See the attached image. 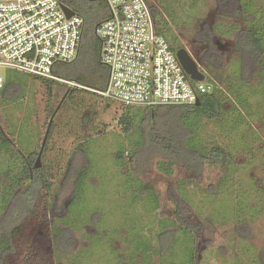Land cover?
Segmentation results:
<instances>
[{"label":"rangeland","instance_id":"rangeland-1","mask_svg":"<svg viewBox=\"0 0 264 264\" xmlns=\"http://www.w3.org/2000/svg\"><path fill=\"white\" fill-rule=\"evenodd\" d=\"M150 1L159 4V0ZM252 1L255 20L264 25V0ZM201 6L202 12H190L188 18L178 11L176 33L182 47L195 57L194 51L202 46L192 43L194 33L205 21L215 30L225 64L220 70L200 69H206L225 91L224 112L215 121L200 122L191 116L186 124H192V117L194 123H202L200 140L205 149L215 143L226 146L229 166L206 165L200 179L179 163L170 166L171 172L165 171L160 164L166 158L149 154L140 160L126 159V165L119 166L116 153L121 143L130 150L128 139L140 137L132 133L127 138L115 118L125 105L113 101L106 108L105 99L87 95L84 100L76 94L51 116L54 97L44 83L31 79L22 97L3 101L0 96V127L12 141L10 175L18 178L25 173V157L40 148L52 120L55 132L46 160L52 165L54 184L44 193L36 213L22 223L17 252L6 257L1 253L0 264H192V244L195 264H264V60L260 66L248 67V80L243 79L244 63L230 29L245 27V18L221 16L215 0H205ZM259 29L264 41V26ZM0 72L7 75L11 71L1 67ZM14 75L23 76L20 72ZM237 90L246 96V109L238 103ZM83 114L93 121L84 122ZM81 141L90 167L85 180L75 186L74 199L76 169L67 173V166ZM83 158L78 153L75 168L83 166ZM5 167L0 165V192L13 186L10 178L1 175L9 166ZM137 182L147 185V201L157 197L155 208L135 198L132 187ZM217 186L218 191L214 190ZM56 199L58 212L51 214ZM179 199L187 205L183 213L177 208ZM240 217L247 218L249 226L239 230ZM180 227H187L188 235ZM64 228L73 231L74 246L69 253L59 250L54 241V229ZM166 230L171 239L167 241L166 236L162 247L156 233ZM4 244L5 240L0 242V250ZM135 249L141 258L132 256Z\"/></svg>","mask_w":264,"mask_h":264},{"label":"trees","instance_id":"trees-1","mask_svg":"<svg viewBox=\"0 0 264 264\" xmlns=\"http://www.w3.org/2000/svg\"><path fill=\"white\" fill-rule=\"evenodd\" d=\"M60 1L84 19L82 39L77 57L72 61L57 62L53 67L54 78L36 77L23 72H20L23 76H16L14 72L19 71L9 69L11 72L5 75V82L0 89V96L3 101L22 97L25 93L26 84H28L27 81L35 79L44 83L49 90V96L54 97V103L50 107L51 116L59 108L63 109L66 104L73 101L76 94L84 100L87 95L98 96L102 101L105 99L106 105L104 107H106L112 104L113 101L104 97L100 92L106 88L110 70L101 61V39L96 34V28L102 21L111 16L108 4L104 0ZM203 3H205V0H159V4L158 2L152 3L157 30L166 37L174 51L182 47L180 35L176 33L178 11L180 10L181 17L188 18L191 16L190 12H202L201 4ZM215 8L223 17L235 20L245 18L246 20L245 27H232L230 30L236 35V48L239 51L240 60L244 63L243 79L248 80V77H246V73L249 72L248 67L255 68L260 66L261 59L264 60V41L262 36H260L259 29L264 25L258 24L255 20V13L252 11V0H215ZM192 43L202 46L199 52L197 50L194 51L201 69L204 66L218 70L223 69L225 59L222 50H220L217 34L209 22L205 21L202 23L201 27L194 33ZM261 67L262 72L264 63ZM202 71L206 74V82L212 84V88L201 94L198 102L190 105H159L156 107L124 106L121 113L119 115L118 113L116 114L115 118L122 126L127 138L132 133H139L141 137L135 136L132 139H128L129 145H132L130 150L124 149L126 145L123 142L121 143V147L118 148L119 150L116 153L117 165L124 166L126 165V159L140 160V158L149 154L150 157L166 158L167 161H162L160 164L161 169L171 172L170 166L179 163L187 171L195 173L197 179L202 178V171L206 165L215 167L229 166L231 162L230 152L226 146L215 143L210 149H205L204 144L200 140L202 123H199L198 118L200 122L218 120L224 112L223 94L225 93L221 87L216 85L217 81L213 79L206 69ZM193 83L196 82L193 81ZM237 91L238 103L242 108L246 109L248 107L246 96L243 92ZM53 93L55 94L53 95ZM234 109L236 110L237 108L234 107ZM238 113L240 114V112ZM191 116H197L198 123L197 121L194 123L195 119L192 117V124H186ZM241 117L243 120H247L246 117L242 116V113ZM82 119L87 123L93 121L87 114H83ZM137 121L140 124L136 123ZM54 132L55 125L51 120L43 140L44 147L42 143L38 150L31 151L25 157V173L16 178L10 175L13 163L8 161L11 158L9 147L12 141L0 127V154H3V158L0 159V165H4V168L9 166L8 170L2 172L1 175H4L5 178H10L9 182L13 184V186L0 192V242L5 240L4 248L0 251L4 252L3 250L7 249L3 253L5 257L8 254H13L14 251L17 252L20 246L18 234L21 232L22 223L26 218L36 213L39 205L45 200L44 193L50 192L53 188L52 165L46 158L51 150L50 142ZM96 134L98 135V132ZM82 143L81 141L73 151L67 166V173L76 169V173H74L76 181H73L74 199L75 196L77 197L75 186L80 185L79 182L81 180H85L86 172H88L87 170L90 167V158ZM78 153L83 155L84 163L82 167L75 168ZM39 155L41 157V165H38L37 162ZM12 157L14 158V156ZM135 170L138 172L140 168ZM125 182L127 183L126 187L130 188L128 187L130 185L129 181L125 180ZM132 188L136 199L138 196L142 200L150 202L152 207L153 204L154 208L156 207L157 197L150 201L146 200L147 195H150L147 185L137 182ZM219 189V186L214 187V190L218 191ZM183 201V199L177 200V208L180 213H183L187 208ZM56 208L57 199L51 204V214L58 212ZM240 222L239 230L249 226L245 217H240ZM179 231L188 235L189 229L180 227ZM166 232L168 234H165ZM170 234L169 230L160 234L156 233L157 236L159 235L161 246L166 236L167 241L169 238L171 239ZM73 240L72 230L66 228L54 229V241L59 250L69 253L74 246ZM189 240L193 243L191 236H189ZM138 250L135 249L132 256L137 255V258H141L140 254L138 255L140 250ZM191 257L192 264H195L193 244ZM262 257L263 255H261V260L264 263V257Z\"/></svg>","mask_w":264,"mask_h":264},{"label":"built area","instance_id":"built-area-1","mask_svg":"<svg viewBox=\"0 0 264 264\" xmlns=\"http://www.w3.org/2000/svg\"><path fill=\"white\" fill-rule=\"evenodd\" d=\"M104 1L111 16L96 28L110 70L104 97L125 106L190 105L212 88L185 71L157 30L150 0ZM83 27L60 0H0V68L54 78L57 62L77 57ZM4 82L0 72V89Z\"/></svg>","mask_w":264,"mask_h":264},{"label":"water","instance_id":"water-1","mask_svg":"<svg viewBox=\"0 0 264 264\" xmlns=\"http://www.w3.org/2000/svg\"><path fill=\"white\" fill-rule=\"evenodd\" d=\"M68 16H72L74 11L69 7L64 5ZM177 56L183 65L185 71L191 76L195 81H204L206 80V74L200 69L199 61L191 54V52L186 47H181L177 50ZM44 147V143H43ZM38 165H41V157L39 155L37 159Z\"/></svg>","mask_w":264,"mask_h":264},{"label":"flooded vegetation","instance_id":"flooded-vegetation-1","mask_svg":"<svg viewBox=\"0 0 264 264\" xmlns=\"http://www.w3.org/2000/svg\"><path fill=\"white\" fill-rule=\"evenodd\" d=\"M250 69H251V67H250ZM6 250H7V249H6ZM6 250H3L4 252L0 251V253H5Z\"/></svg>","mask_w":264,"mask_h":264}]
</instances>
